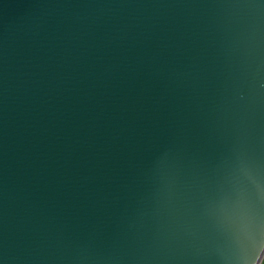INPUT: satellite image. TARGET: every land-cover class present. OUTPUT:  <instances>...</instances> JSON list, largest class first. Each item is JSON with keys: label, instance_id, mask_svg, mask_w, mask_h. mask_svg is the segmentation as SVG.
Returning a JSON list of instances; mask_svg holds the SVG:
<instances>
[{"label": "water", "instance_id": "water-1", "mask_svg": "<svg viewBox=\"0 0 264 264\" xmlns=\"http://www.w3.org/2000/svg\"><path fill=\"white\" fill-rule=\"evenodd\" d=\"M262 229L264 0H0V264H260Z\"/></svg>", "mask_w": 264, "mask_h": 264}, {"label": "snow or ice", "instance_id": "snow-or-ice-1", "mask_svg": "<svg viewBox=\"0 0 264 264\" xmlns=\"http://www.w3.org/2000/svg\"><path fill=\"white\" fill-rule=\"evenodd\" d=\"M253 224V218L245 217L237 223V230L239 233L249 232ZM260 238L264 239V229L260 232Z\"/></svg>", "mask_w": 264, "mask_h": 264}, {"label": "rangeland", "instance_id": "rangeland-1", "mask_svg": "<svg viewBox=\"0 0 264 264\" xmlns=\"http://www.w3.org/2000/svg\"><path fill=\"white\" fill-rule=\"evenodd\" d=\"M260 264H264V258H263V260H262V262Z\"/></svg>", "mask_w": 264, "mask_h": 264}]
</instances>
